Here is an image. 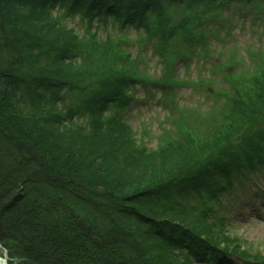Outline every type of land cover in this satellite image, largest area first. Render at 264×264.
I'll use <instances>...</instances> for the list:
<instances>
[{
	"label": "trees",
	"instance_id": "16d2710c",
	"mask_svg": "<svg viewBox=\"0 0 264 264\" xmlns=\"http://www.w3.org/2000/svg\"><path fill=\"white\" fill-rule=\"evenodd\" d=\"M214 1L0 0V244L10 264L16 258L27 259L20 264H226L227 257L264 263L259 255L222 244L213 233L223 230L194 222L182 209L189 196L216 202L231 195L244 173L253 176L264 169V69L243 83L212 120L215 136L228 128L216 145L208 140L209 147L192 154L196 148L184 136L147 151L122 122L132 103L126 94L133 85L127 63L117 57L115 46L101 48L79 38L54 15L60 7L69 15L124 19L126 25L144 27L148 37L169 41L195 24L196 5ZM177 6L187 10L181 21L166 13ZM86 62L112 71L76 80L78 71L91 74H84ZM110 108L118 114L106 116ZM83 111L94 131L65 125ZM63 130L74 133L81 145L102 138L109 143L93 159L66 146L72 143ZM128 143L135 145L136 155L125 151ZM173 149L186 156L152 184L142 186L118 166H106L109 161L129 165L127 159L134 166ZM170 201L176 218L166 207L155 210ZM179 247L188 252L174 253Z\"/></svg>",
	"mask_w": 264,
	"mask_h": 264
},
{
	"label": "rangeland",
	"instance_id": "374dc122",
	"mask_svg": "<svg viewBox=\"0 0 264 264\" xmlns=\"http://www.w3.org/2000/svg\"><path fill=\"white\" fill-rule=\"evenodd\" d=\"M173 14L176 16L177 13ZM262 15L263 19L258 20L255 13L238 7L235 3L232 4L231 9L223 14V20L228 22L230 29L219 31L218 35L213 29H210L206 43L208 48L202 51L205 46L203 44L201 50L194 53L187 64L177 63L176 57H174L169 67H167L164 59L157 54L154 47H148L149 37L144 33L130 32L129 36H126L117 29L103 28L102 26H95L94 30H91L80 24L78 19L67 20V27L74 28L80 34H83L85 29L100 35V39L95 43L101 48L107 45L112 46L111 42L121 43L116 50L119 49L120 52L128 54L126 56L134 64L140 63L138 70L134 71L145 74V77L140 79L145 84L137 85V107L133 109V115L127 119L133 130H137L135 132L137 144L156 152L160 145L166 141L188 136L187 141L196 148H192V154H194L197 151H204L203 146L207 145L208 140H212L216 145L227 134L228 128L222 134L215 136L216 131L213 128L215 125L212 120L221 115L229 96L230 84L227 76L234 74L239 78L241 74L252 72L256 69L253 62L261 59L257 54H264V13ZM86 39L90 40L87 37ZM194 40L197 38L195 37ZM170 48L175 52L179 51L176 42ZM84 54L88 57L86 53ZM98 55L100 56V54ZM117 57L120 58L121 62H129L128 59L119 55ZM94 62L96 61L94 60ZM84 65L87 67V70H84L87 72L84 74L89 73V71L91 74L84 76L83 72L75 70L80 76H77L76 80L79 79L80 81L84 78L95 80L97 79L96 76L100 75L97 73L98 71H107L105 74L112 71L109 67L105 68L106 65L102 63L91 64L86 62ZM102 76L105 75L102 74ZM253 103H257V101L254 100ZM173 105L182 110L184 117L174 121L176 127L170 130L171 120L168 117L173 112L178 113ZM167 121L169 122L167 123ZM90 130L94 131L92 127ZM62 133L65 139L72 143L71 145L66 144V146L76 148L81 153L88 152L93 159L97 156L98 151L109 143L106 138H102L98 143L96 141L89 143L87 140L85 144L81 145L76 136L72 138L71 134L74 133L64 130ZM57 143L63 149L62 144L65 143L62 140ZM207 146L209 147V145ZM135 148V145L128 143L125 151L134 156L136 155L133 153ZM185 149L191 150V147L187 145ZM183 154L186 156V153L176 152L173 149L172 153L159 157L153 156L135 163L134 166H130L133 163L130 159H127L129 165L109 161L106 166L107 168L112 167V169L114 166H118L121 173L131 175V180L137 178L144 186L147 183L152 184L163 179L166 176L163 171L180 164ZM190 162H194V159H191L186 165L188 166ZM107 168L103 167V169ZM257 183L264 186V174L257 177ZM132 185L135 186V183ZM254 185L252 183L251 186ZM96 191L104 192L105 190ZM252 197L256 200V204L247 201L250 196L243 190L237 192L236 197L231 196L224 199L220 208H217V212L226 217L228 229L225 233L215 232L213 234L222 244L230 247H241L249 253L264 258V206L254 194ZM255 205H259L258 211L255 210ZM169 215L171 216V213ZM133 230L139 232L136 225ZM199 231L205 236L207 235L206 229L200 228ZM1 254L4 256L5 252L1 251Z\"/></svg>",
	"mask_w": 264,
	"mask_h": 264
},
{
	"label": "water",
	"instance_id": "95a60500",
	"mask_svg": "<svg viewBox=\"0 0 264 264\" xmlns=\"http://www.w3.org/2000/svg\"><path fill=\"white\" fill-rule=\"evenodd\" d=\"M18 262H20V261L17 260L16 263H18ZM0 264H8V260H7V258H2V257H0Z\"/></svg>",
	"mask_w": 264,
	"mask_h": 264
}]
</instances>
